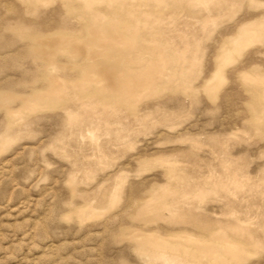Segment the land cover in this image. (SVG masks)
<instances>
[{
    "label": "rangeland",
    "instance_id": "obj_1",
    "mask_svg": "<svg viewBox=\"0 0 264 264\" xmlns=\"http://www.w3.org/2000/svg\"><path fill=\"white\" fill-rule=\"evenodd\" d=\"M0 264H264V0H0Z\"/></svg>",
    "mask_w": 264,
    "mask_h": 264
}]
</instances>
